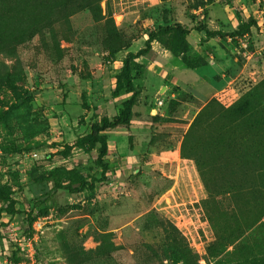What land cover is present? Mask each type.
Here are the masks:
<instances>
[{
  "label": "rangeland",
  "instance_id": "rangeland-1",
  "mask_svg": "<svg viewBox=\"0 0 264 264\" xmlns=\"http://www.w3.org/2000/svg\"><path fill=\"white\" fill-rule=\"evenodd\" d=\"M215 1L100 0L88 8L53 7L42 33L29 38L28 32L46 23L41 5L45 12L53 9L45 8L47 0H0L6 38L0 78L20 68L23 79L16 91L0 83V114L17 106L0 120V192L10 195V209L17 212L0 215V264H12L13 252L22 264H186L172 249L171 236L182 238V250H192L199 264L214 263L207 247L217 235L246 237L245 248L264 255V225L257 224L264 222V127L232 126L216 152L203 147L221 126L206 125L198 133V152H182L191 124L208 103L230 107L264 81L258 29L233 37L256 16L254 0L211 7ZM183 19L190 24L184 26L192 48L186 57L194 64L212 61V67L202 83L197 73L185 71L171 81L175 67L190 70L183 55L151 43L133 73L140 118L129 131L106 134L104 177L99 147L80 148L78 140L102 118L113 120L130 97H113L130 54L145 50L153 32ZM203 26L219 35H206ZM246 52L252 58L244 70ZM220 83L209 96L208 84ZM185 153L200 160L203 176L194 160L183 159ZM79 178L97 180L95 189L79 195L56 189ZM1 207L7 205L0 199ZM31 211L37 216L32 229ZM221 258L226 264L237 259L226 253Z\"/></svg>",
  "mask_w": 264,
  "mask_h": 264
},
{
  "label": "trees",
  "instance_id": "trees-1",
  "mask_svg": "<svg viewBox=\"0 0 264 264\" xmlns=\"http://www.w3.org/2000/svg\"><path fill=\"white\" fill-rule=\"evenodd\" d=\"M99 1L100 0H47V5L45 8H71L77 7L79 5L81 7L88 8ZM56 8L49 10V12H45L41 5V11L39 14L43 17H47L46 23L44 25L35 26L32 31L27 33V37L33 38L39 33H42L44 27L47 25L48 20L51 21L50 17H52L53 10H56ZM253 27H256V21L254 19L247 24H242L238 31L233 34V37H244L250 34L251 28ZM1 28L2 26L0 25V29ZM200 31H204L208 36L219 35L214 32L212 33L205 26L200 28ZM189 34V29L182 24H174L173 26L166 24L164 28L159 29L158 32H153V34H150L145 50H142L137 55L130 54L129 58L125 60L122 70L116 78L113 97L119 98L122 94L129 95L130 97L122 103L118 115L113 120H110L107 117L102 118L99 123H95L92 126L91 133L87 137L78 140V146L80 148H84L86 145L99 147V165L102 168V174L104 177L109 173V167L104 162L105 158L108 156V137L106 134L117 129H125L129 131L132 127V123L137 118H140V116L134 112V108L137 105V98L139 96L133 76L134 69L137 67L136 60L151 50V43L154 41H159L174 57L183 55L187 68L192 70L199 69L207 63L194 64L189 60V58L186 57L190 54L192 49L188 41ZM3 39L6 40L5 36L0 33V45ZM22 82V71L20 68H17L14 72L7 71L0 78V83L6 85L13 91H16L17 86L22 84ZM262 91H264V81L254 89H251L246 94H244L230 107L226 108L221 104L219 105L218 101L216 100H212L210 103H208L191 124L182 152H198V149L201 147L198 133L200 130H203V128H207L206 125L209 126L207 129H210L213 126H221L222 132L219 134L218 132H212L210 142L207 143L206 147H203L207 150L216 147V152H221L220 148L222 147L223 143L227 142L228 132L232 126L245 125L250 130L264 127V98ZM16 108L17 106L14 105L12 106V110L10 109L7 112L1 113L0 120L4 119ZM213 108L218 109V112L211 113ZM153 120L156 121L157 119L153 118ZM183 159L194 160L200 175L203 176L201 162H199L200 160L198 158L194 157L192 159L187 156V153H185ZM105 179V181H108V178ZM96 183L97 180L95 179L88 181L85 178H79L68 185L63 186L57 184L56 189L66 190L71 195H79L85 191H93L95 189ZM0 199L3 204L7 205L6 208H0V215L6 213L11 217L15 216L17 214L16 210L10 209L12 201L10 195L7 192L2 191L0 192ZM28 217L27 225L32 229L33 224L37 220V216H34V211H31L28 214ZM257 224L264 225V222L259 221ZM242 238L243 237L233 239L231 237L222 238L221 236L217 235L216 239L207 247V254L213 259V264H226L223 258L219 259L224 253H226V255L229 254L237 257L236 261L231 264H264V255L256 256L255 254L250 253L245 248V246H247L245 242L248 238ZM179 239L174 236L169 237V240L172 242V249L185 259L186 264H199L198 259H196V256H194L192 250H182ZM230 246L233 247V251L227 252ZM23 261L24 259L17 252H13L11 258L12 264H21Z\"/></svg>",
  "mask_w": 264,
  "mask_h": 264
},
{
  "label": "crops",
  "instance_id": "crops-1",
  "mask_svg": "<svg viewBox=\"0 0 264 264\" xmlns=\"http://www.w3.org/2000/svg\"><path fill=\"white\" fill-rule=\"evenodd\" d=\"M240 1L241 0H238V1H236L238 4H240ZM252 3V2H251ZM218 4H220V2H217V1H215L212 5H211V7L212 6H216V5H218ZM245 4H248V6L250 7V4L247 2V1H245ZM243 7H245V6H243ZM208 8V7H207ZM257 10V7H256V9H255V11ZM201 11V9L199 10V11H195L196 13H199ZM255 18V17H254ZM208 20H207V24H208V21H209V17L207 18ZM184 20V19H183ZM182 20V21H183ZM179 23H181L182 25H188V26H190V24H189V21L186 19V21L184 20L183 22H181V21H179ZM212 23V20H210V23L209 24H211ZM191 36H193V34L192 35H190V37ZM228 41H229V39H228ZM230 42V41H229ZM244 57H247L248 58V60H247V63H246V65H244V70H245V68L248 66V64L250 63V60H251V58H252V54H250V53H248V52H246L245 54H244ZM212 58V57H211ZM210 60H212V59H210ZM171 63L172 62H169L168 63V65L169 66H171ZM212 61H209V62H207V64L206 65H204V66H202V67H200L199 69H196L195 71H192V69H190V70H187V69H184L183 67H181V68H179V67H175V71L174 70H170L172 73H174L175 72V75L176 76H174L173 75V77H172V80L171 81H174L175 79H177V80H180L179 78V76H178V74L177 73H180V72H188V73H192V72H195V73H197L198 75H199V77H200V79H201V83H202V81L203 80H205L206 79V71H208V70H210V68L212 67ZM158 69H159V66H158V68L157 67H154L153 68V70H151V71H153V73H157V71H158ZM167 69H169V67L167 66ZM161 70H163L162 68H161ZM244 70L242 71V72H244ZM159 76H162V73L160 72L159 74H158ZM224 77H225V75H223ZM223 77V78H224ZM205 83H208V82H206V81H204ZM204 82H203V84H204ZM209 86H208V89H209V92H210V94H209V96H211V94L212 93H214L215 91H218V90H220L221 89V87H222V83H220V84H208ZM199 91H200V89H199ZM205 91H207V88L205 89ZM205 91H203V92H205ZM201 92V91H200ZM206 95V94H205ZM158 99V98H157Z\"/></svg>",
  "mask_w": 264,
  "mask_h": 264
},
{
  "label": "built area",
  "instance_id": "built-area-1",
  "mask_svg": "<svg viewBox=\"0 0 264 264\" xmlns=\"http://www.w3.org/2000/svg\"><path fill=\"white\" fill-rule=\"evenodd\" d=\"M216 1L221 2L222 0H216ZM224 1L229 2L232 0H224ZM254 2L257 7L256 16L254 18V20L256 21V28L258 29L259 34L264 38V0H254ZM245 37L246 36H244V38ZM229 41H232V38H229ZM157 102H158L157 104L158 107H162L163 101H161L160 98L157 99ZM34 157H36V155Z\"/></svg>",
  "mask_w": 264,
  "mask_h": 264
}]
</instances>
